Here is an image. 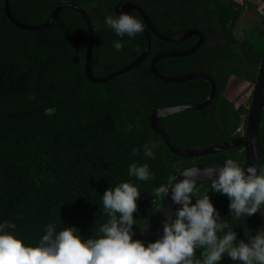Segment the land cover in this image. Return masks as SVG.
I'll list each match as a JSON object with an SVG mask.
<instances>
[{
    "label": "trees",
    "instance_id": "16d2710c",
    "mask_svg": "<svg viewBox=\"0 0 264 264\" xmlns=\"http://www.w3.org/2000/svg\"><path fill=\"white\" fill-rule=\"evenodd\" d=\"M13 16L21 23L41 25L62 3L81 6L95 26L93 72L109 75L136 60L144 51L143 33L118 37L104 23L116 15L120 3L138 4L156 28L168 36L184 30L204 33V45L193 55L161 60L165 74L206 73L215 78L217 95L201 111H183L159 121L172 140L182 147H209L240 137L245 131L249 106H237L227 96L232 81L255 85L264 48L235 35L245 5L237 0H9ZM264 3V0H262ZM134 16L139 18L137 12ZM87 25L74 9H63L43 30L28 31L14 25L0 0V222L11 221L26 244L38 242L48 223L57 231L75 227L83 239L96 235L108 219L102 195L121 181H132L141 193L133 214L135 235L155 242L163 197L153 190L170 183L183 169L222 166L228 158L245 167L242 147L198 158L173 154L163 138L148 125L157 107H174L205 101L211 85L203 79L168 83L151 70L159 53L186 50L199 40L165 42L151 34L147 59L134 70L107 83L95 84L86 76ZM156 144L154 159L143 155L145 143ZM140 148L133 156L132 149ZM261 171H264V113L260 128ZM147 163L154 179L147 182L128 176L130 163ZM210 185L197 183V186ZM192 203L193 200H192ZM225 194L216 210L228 220L237 239L264 229L257 212L232 221ZM180 206H177V208ZM148 226V227H147ZM147 227L145 231L142 229ZM200 255V252H197Z\"/></svg>",
    "mask_w": 264,
    "mask_h": 264
},
{
    "label": "clouds",
    "instance_id": "9594fccd",
    "mask_svg": "<svg viewBox=\"0 0 264 264\" xmlns=\"http://www.w3.org/2000/svg\"><path fill=\"white\" fill-rule=\"evenodd\" d=\"M104 23L120 37L112 43L115 51L123 49L125 35L134 39L145 28L136 16L123 12L107 15ZM154 148V142L145 143L144 157L154 159ZM140 151L133 148L132 155ZM180 174L182 179L177 176L172 183L153 190V197L165 198L170 193L172 203L180 206L170 221L164 220L163 234L155 242L133 239V214L141 193L134 182L121 181L103 193V213L108 219L92 238L83 239L75 227L57 231L55 223H48L37 243L26 244L15 223L0 222V264H218L225 254L235 264H264V229L247 241H237L236 231L221 218L209 191L202 192L197 186L203 176L210 181L212 192L226 194L232 221L236 222L258 211L264 215V171L256 163L244 167L228 158L219 168H189ZM128 176L144 182L154 179L149 164L136 161L130 163Z\"/></svg>",
    "mask_w": 264,
    "mask_h": 264
},
{
    "label": "water",
    "instance_id": "95a60500",
    "mask_svg": "<svg viewBox=\"0 0 264 264\" xmlns=\"http://www.w3.org/2000/svg\"><path fill=\"white\" fill-rule=\"evenodd\" d=\"M4 4V11L9 18V20L16 25L19 28H22L24 30L28 31H38L43 30L52 25V23L55 21V19L58 17L59 13L65 9L70 8L76 10L78 13L81 14V16L84 18L86 25H87V47H86V61H85V69H86V76L89 79L90 82L99 84V83H107L110 80L127 74L130 71L134 70L136 67L141 65L149 56L151 48H152V38L151 34L155 35L159 39L165 42L170 43H181L186 41L187 39L198 36L199 40L198 42L191 48L186 50H171V51H165L162 53H159L156 55L152 61H151V70L153 74L160 80L168 83H183L188 82L192 80L197 79H203L210 83L211 85V91L208 96V98L203 101L202 103L197 104H188V105H179L174 107H157L155 108L148 119V125L152 129L154 133L161 136L166 143L167 147L170 149V151L177 155L178 157L188 159V158H198L202 156L217 154L220 152H224L227 150H231L237 147H242L245 150L246 155V164L245 167L251 165L252 163H256L258 168L261 170L262 165V159H261V148H260V128L262 123V117L264 113V54L263 59L259 67L257 79L254 85V91L252 96V101L249 106V112L246 116V125H245V131L244 135H241L240 137H237L235 139L229 140L227 142L213 145L209 147H182L177 145L170 135L159 126V121L163 118L170 117L174 114H177L179 112L183 111H201L206 108H208L213 101L216 98L217 95V83L214 77H212L209 74L206 73H186L181 75H169L162 73L158 69V63L166 58H172V57H186L193 55L196 53L205 43L206 37L203 32L197 31V30H184L179 33H177L174 36H168L164 33H162L160 30L156 28L154 23L151 21V19L148 17V15L142 10V8L132 2H126V3H120L116 5L115 7V13L116 15L123 13H128L131 15H134L133 12H137L139 15V19L144 23L145 28L143 30V35L146 40V46L142 54L134 60L129 65L123 67L122 69H119L109 75L103 76V77H96L93 72V51H94V42H95V26L91 19V17L88 15L86 10L82 8L79 5L73 4V3H62L60 4L51 14L49 19L41 24V25H28L19 22L12 14L11 8H10V1L9 0H3ZM215 167L219 168L220 165H214ZM190 168H200L202 167L198 166H192ZM189 169V168H186ZM185 170V169H183ZM183 170H181L170 182L172 183L175 178L182 179V174H180ZM202 180L197 181V183H209L210 181H207L206 177H201ZM207 182V183H206ZM178 205H174L170 199V193L167 194L163 200V208L160 218V223L157 229V233L155 236V241L160 238L163 234V222L164 220H171L172 213L177 209Z\"/></svg>",
    "mask_w": 264,
    "mask_h": 264
},
{
    "label": "rangeland",
    "instance_id": "374dc122",
    "mask_svg": "<svg viewBox=\"0 0 264 264\" xmlns=\"http://www.w3.org/2000/svg\"><path fill=\"white\" fill-rule=\"evenodd\" d=\"M245 5L242 18L237 22L235 35L239 40L251 41L264 48V3L262 0H237ZM254 91V85L246 82L232 81L227 91V96L235 102L237 106H250ZM246 119V116H244ZM244 123V122H243ZM239 131L244 135L243 124ZM202 192L208 195L216 208L221 203L225 194L212 192L206 186H200ZM196 198L193 197L195 203ZM239 241V239H237ZM218 264H235L226 254Z\"/></svg>",
    "mask_w": 264,
    "mask_h": 264
},
{
    "label": "flooded vegetation",
    "instance_id": "af4514ba",
    "mask_svg": "<svg viewBox=\"0 0 264 264\" xmlns=\"http://www.w3.org/2000/svg\"><path fill=\"white\" fill-rule=\"evenodd\" d=\"M139 19V18H138Z\"/></svg>",
    "mask_w": 264,
    "mask_h": 264
}]
</instances>
